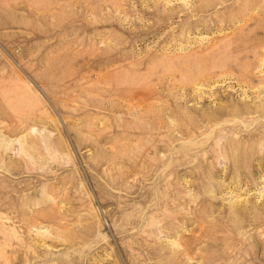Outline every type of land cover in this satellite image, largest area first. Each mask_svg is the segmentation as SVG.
Listing matches in <instances>:
<instances>
[{
  "label": "rangeland",
  "instance_id": "1",
  "mask_svg": "<svg viewBox=\"0 0 264 264\" xmlns=\"http://www.w3.org/2000/svg\"><path fill=\"white\" fill-rule=\"evenodd\" d=\"M0 264H264V0H0Z\"/></svg>",
  "mask_w": 264,
  "mask_h": 264
}]
</instances>
